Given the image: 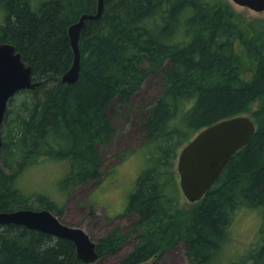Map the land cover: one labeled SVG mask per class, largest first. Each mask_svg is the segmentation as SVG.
<instances>
[{
    "label": "trees",
    "instance_id": "trees-1",
    "mask_svg": "<svg viewBox=\"0 0 264 264\" xmlns=\"http://www.w3.org/2000/svg\"><path fill=\"white\" fill-rule=\"evenodd\" d=\"M97 2L44 0L34 7L33 0H0V42L12 43L32 66L33 79L42 80L8 102L0 211L47 208L62 221L61 202L25 190L21 182L39 164L60 162L66 170L58 190L65 194L100 180L101 148L114 138L116 107L128 104L152 77L160 92L139 118L146 167L124 211L133 216L132 228H114L96 241V249L100 257L116 254L133 234L119 264L156 260L175 246L192 264L218 262L238 210L258 209L264 219V18L244 19L230 0H104L101 17L82 29L79 76L63 82L74 56L68 28L83 13H95ZM238 43L252 65L249 78ZM244 114L256 124L249 143L184 209L175 168L180 150L203 127ZM259 231V241L232 264H264V228ZM82 262L69 239L0 224V264Z\"/></svg>",
    "mask_w": 264,
    "mask_h": 264
},
{
    "label": "rangeland",
    "instance_id": "rangeland-1",
    "mask_svg": "<svg viewBox=\"0 0 264 264\" xmlns=\"http://www.w3.org/2000/svg\"><path fill=\"white\" fill-rule=\"evenodd\" d=\"M42 1L44 0H33V6L38 7ZM231 2L244 19L264 18V11L257 12L247 6ZM3 15L0 8V24L3 22ZM236 48L242 59L244 76L249 78L252 74V65L242 56L241 43H238ZM159 92L156 80L149 77L128 104L116 107L112 118L114 138L101 148L103 175L100 180L83 183L69 194H65L58 190V182L66 170V163H42L32 168L21 182L25 190L34 189L53 196L61 202L63 211L61 220L81 227L95 241L117 227L124 232L131 231L133 216L126 215L124 211L137 177L146 167V157L140 153L145 134L139 127V118L141 113L150 107ZM257 105L258 103L254 107ZM175 168L177 171V161ZM177 177L180 180L178 171ZM182 194L185 199L183 208L190 209L193 202L188 201L183 192ZM262 215V211L258 209L238 210L224 242L221 259L213 264L237 262L241 254L252 248L259 241L260 228H264ZM133 240L134 235L131 234L118 253L103 255L93 262L82 264H119L120 259L131 250ZM153 259H149L150 264H192L181 246L171 247L156 260Z\"/></svg>",
    "mask_w": 264,
    "mask_h": 264
},
{
    "label": "water",
    "instance_id": "water-1",
    "mask_svg": "<svg viewBox=\"0 0 264 264\" xmlns=\"http://www.w3.org/2000/svg\"><path fill=\"white\" fill-rule=\"evenodd\" d=\"M257 12L264 11V0H231ZM104 0H98L95 13H83L68 28V35L74 53L70 68L61 76L66 83H74L80 73L81 51L79 40L87 20L101 17ZM42 80H34L32 66L26 64L19 51L10 42H0V148L2 146V123L9 99L24 89L39 85ZM256 130L251 115L244 114L224 118L203 127L179 152L177 171L180 187L190 202L199 201L218 179L225 165L237 150L247 145ZM0 224L24 225L66 238L74 242L78 258L90 263L100 257L96 241L79 226L68 225L59 220L47 208H20L0 211ZM140 264H149L148 261Z\"/></svg>",
    "mask_w": 264,
    "mask_h": 264
},
{
    "label": "bare ground",
    "instance_id": "bare-ground-1",
    "mask_svg": "<svg viewBox=\"0 0 264 264\" xmlns=\"http://www.w3.org/2000/svg\"><path fill=\"white\" fill-rule=\"evenodd\" d=\"M1 31V30H0ZM1 36H2V34H1ZM30 166V165H29ZM209 190V189H208Z\"/></svg>",
    "mask_w": 264,
    "mask_h": 264
}]
</instances>
